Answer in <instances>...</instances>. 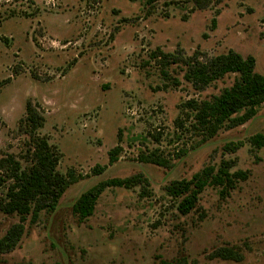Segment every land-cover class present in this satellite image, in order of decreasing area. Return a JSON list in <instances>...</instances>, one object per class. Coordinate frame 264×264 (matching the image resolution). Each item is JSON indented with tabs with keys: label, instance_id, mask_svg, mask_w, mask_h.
Wrapping results in <instances>:
<instances>
[{
	"label": "rangeland",
	"instance_id": "1",
	"mask_svg": "<svg viewBox=\"0 0 264 264\" xmlns=\"http://www.w3.org/2000/svg\"><path fill=\"white\" fill-rule=\"evenodd\" d=\"M229 50L264 76V0H0V200L12 161L35 159L28 104L67 181L34 218L0 210V237L23 226L0 264H264V101L204 141L175 123L238 76L196 87L188 63ZM208 165L246 177L181 213L166 186ZM113 178L133 180L104 186L82 217Z\"/></svg>",
	"mask_w": 264,
	"mask_h": 264
},
{
	"label": "trees",
	"instance_id": "2",
	"mask_svg": "<svg viewBox=\"0 0 264 264\" xmlns=\"http://www.w3.org/2000/svg\"><path fill=\"white\" fill-rule=\"evenodd\" d=\"M253 67L254 59L251 56L243 58L233 50L205 60L190 61L184 78L196 87L202 88L228 72L237 73L238 76L230 86L223 88L219 94L212 95L208 99L185 101L183 114H186V117L189 114V118H177L175 120L177 127L181 131L198 133L201 136L200 140L204 141L213 136L240 110L246 108L247 111H250L255 104L264 101V76L254 72ZM26 108L27 119L25 118V121L33 138L30 152L33 153L35 159L27 169H21L16 161H12L14 164L10 166L12 182L0 200L1 211L8 214L16 213L22 219L27 214L33 215V218L36 217L41 208H54L56 199L67 185L66 179L55 169L56 158L53 147L45 139L33 135L34 130L41 126V118L31 110L29 104ZM251 140L259 147L263 144V135L257 133ZM181 152L184 153V151ZM143 159L157 165L167 164V160L159 155L152 154L143 157ZM228 169V167L219 166L215 170L213 166L208 165L194 173L189 179L171 181L166 186V191L169 195L180 197L177 209L181 213H186L195 205L199 193L206 186L220 185L222 186L220 192L226 193L228 189L234 187L238 179L246 177V173L241 170L231 172ZM131 180L133 178H113L102 183L89 204L81 205L82 217L90 213L98 192L104 186L126 187ZM87 199H83V203H86ZM22 231L21 222L13 224L0 237V252L13 248L21 237ZM224 257H229V255H224Z\"/></svg>",
	"mask_w": 264,
	"mask_h": 264
}]
</instances>
